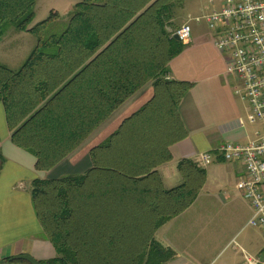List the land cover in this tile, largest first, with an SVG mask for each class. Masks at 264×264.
Returning <instances> with one entry per match:
<instances>
[{"label": "trees", "instance_id": "1", "mask_svg": "<svg viewBox=\"0 0 264 264\" xmlns=\"http://www.w3.org/2000/svg\"><path fill=\"white\" fill-rule=\"evenodd\" d=\"M185 1L81 0L64 31L43 39L47 20L29 27L36 0H0V38L8 25L38 36L18 70L0 64L11 141L34 155L37 170L51 169L126 99L153 86L152 97L91 148L84 174L32 181L36 216L56 251L38 264H167L175 257L155 232L192 205L206 179L191 159L178 162L175 187L165 188L158 171L172 158L170 146L187 136L178 107L192 83L169 77L185 46L174 38Z\"/></svg>", "mask_w": 264, "mask_h": 264}, {"label": "crops", "instance_id": "2", "mask_svg": "<svg viewBox=\"0 0 264 264\" xmlns=\"http://www.w3.org/2000/svg\"><path fill=\"white\" fill-rule=\"evenodd\" d=\"M208 38L210 37L202 35L198 39L199 42L191 49L198 50L203 45H208L211 42ZM211 38L213 40V34ZM190 42H192L191 36ZM189 49L183 50L169 64L171 79L189 81L192 86L185 93L178 107L187 136L170 146L171 160L158 167L163 186L167 189L181 183V175L177 170L180 160L195 161L200 152L215 150L226 142L245 144L244 142L251 137L247 104L233 91L239 83L226 72L228 54L220 52L223 55L225 69L220 73L211 72L202 76L200 72L206 73L209 68L211 71V67L205 65L200 71L191 57L187 56L183 59L186 55L184 53H188ZM0 64L8 67L3 63ZM21 65L17 68H8L18 70ZM152 95V83H147L126 99L73 152L48 170H37L34 155L13 144L4 105L0 101V264H31L23 260L12 261L16 260V256L23 254L34 258L37 264L56 256L55 248L44 236L33 207L32 181L84 174L92 166L91 148L102 143L118 128L123 119L138 110ZM203 168L206 171V179L195 201L155 232V239L171 248L175 252V258L208 255L210 243L208 240L205 243L200 241L202 243L195 245L198 237L195 235L197 225L195 216L199 215V209L194 208L207 183L213 180L214 186L217 187L232 184L240 192L237 183L244 171L242 162L225 161L219 154H214L212 162ZM247 208L248 222L252 213L249 203ZM160 231L162 234L159 238ZM242 242L247 251L242 249L246 253L234 256L232 264H244L246 255L254 259L262 258L264 241L247 235ZM174 259L168 264L175 261Z\"/></svg>", "mask_w": 264, "mask_h": 264}, {"label": "rangeland", "instance_id": "3", "mask_svg": "<svg viewBox=\"0 0 264 264\" xmlns=\"http://www.w3.org/2000/svg\"><path fill=\"white\" fill-rule=\"evenodd\" d=\"M79 1L81 0H36L34 17L29 27L47 20L40 30V36L44 39L50 35L60 34L67 27L73 7ZM220 1L214 0V3L218 5ZM211 10L212 5L207 0H186L176 9V21L179 26L185 22H189L191 26L192 42L185 43L183 49L190 48V51L184 53L186 55L183 59L187 56L191 57L197 63L200 71L205 68V65L211 67V71L209 68L206 73L200 72L202 76L211 72L220 73L225 69L223 55L213 45L212 33L205 21L197 23L193 20L194 17ZM202 35L210 37L208 39L211 42L198 50L191 49L199 42L198 39ZM37 40L38 36L29 31H17L13 26H6L5 33L0 38V63L11 68L19 67L36 46ZM248 127L251 137L244 143L259 141L264 137V124L249 123ZM256 131H260V136L255 134ZM212 181L207 183L194 205V208L199 209V215L195 216L197 219L195 235L198 236L195 245L200 241L205 243L208 240L210 242L208 255L206 257L196 255V258L188 256L185 259L174 257V263L170 264H232L234 256L246 253L242 249L247 251L242 242L245 236H254L256 239L264 241V233L255 227L246 225L248 202L243 195L232 184L217 187ZM161 234L160 231L159 238ZM261 257L264 259V254Z\"/></svg>", "mask_w": 264, "mask_h": 264}, {"label": "built area", "instance_id": "4", "mask_svg": "<svg viewBox=\"0 0 264 264\" xmlns=\"http://www.w3.org/2000/svg\"><path fill=\"white\" fill-rule=\"evenodd\" d=\"M207 1L212 10L193 20H204L213 34V45L228 54L226 72L239 83L233 91L247 104L248 122L264 124V0H221L218 5ZM175 34L189 43V22L180 25ZM255 134L260 136V131ZM214 154L225 161L242 162L244 171L237 187L252 210L246 225L264 233V137L245 144L223 143L215 150L200 152L195 161L205 167ZM244 264H264V259L246 255Z\"/></svg>", "mask_w": 264, "mask_h": 264}, {"label": "water", "instance_id": "5", "mask_svg": "<svg viewBox=\"0 0 264 264\" xmlns=\"http://www.w3.org/2000/svg\"><path fill=\"white\" fill-rule=\"evenodd\" d=\"M174 38L179 40V37L176 34L174 35ZM15 259L16 260L27 261V262H29L31 264H37V261L34 258H32L31 256H29V255H24V254L23 255H19V256H16Z\"/></svg>", "mask_w": 264, "mask_h": 264}]
</instances>
